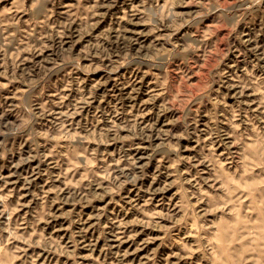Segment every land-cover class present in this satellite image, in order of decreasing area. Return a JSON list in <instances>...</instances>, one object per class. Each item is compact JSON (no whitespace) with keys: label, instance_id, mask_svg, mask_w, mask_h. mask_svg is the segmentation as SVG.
I'll return each instance as SVG.
<instances>
[{"label":"rangeland","instance_id":"obj_1","mask_svg":"<svg viewBox=\"0 0 264 264\" xmlns=\"http://www.w3.org/2000/svg\"><path fill=\"white\" fill-rule=\"evenodd\" d=\"M0 264H264V0H0Z\"/></svg>","mask_w":264,"mask_h":264}]
</instances>
